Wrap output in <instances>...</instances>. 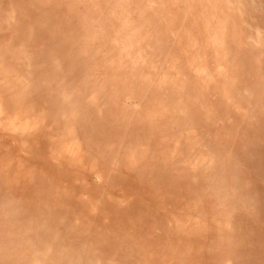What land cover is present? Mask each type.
<instances>
[{
  "label": "rangeland",
  "instance_id": "obj_1",
  "mask_svg": "<svg viewBox=\"0 0 264 264\" xmlns=\"http://www.w3.org/2000/svg\"><path fill=\"white\" fill-rule=\"evenodd\" d=\"M174 1L0 0V159L3 158V176L6 174L5 179L0 178V264H264V139L254 141L258 155L263 152L256 156L250 147V131L256 132L258 124L251 122L241 102L237 106L232 89H227L226 103L235 111L227 116V122L234 125L237 141H221L213 146L207 142L206 134L204 138L199 135L202 130L194 127V122L186 128L164 124L167 128L164 150L172 154L176 162L163 154H153V159L161 162L162 172L167 179L173 180V185L161 184L159 176H151L150 172L147 176L146 171L142 172L140 181L128 185L123 177L127 173L122 167L121 156L108 159L102 156V161L106 159L105 165L117 169L107 175L104 165L96 161L95 155H99L101 149L95 151L86 144L95 129L78 132L83 139L74 137V128L78 126L72 124L83 123L82 120L77 122V118L86 116L81 109L82 112L73 107L71 94L79 96L84 89L79 87L85 86L76 87L77 77L72 80V68L63 70L61 60L57 59L54 66L53 59L59 55L58 48L65 40L75 46L74 52L87 63H84V71L89 70L90 80L98 84L95 88L87 75L80 76L89 81L88 92L80 95V99L89 104L92 112L105 115L106 120H111L109 117L113 113H110L111 106L106 109L105 103H109V87L105 83L108 79L113 80L109 86L119 89L123 88L121 80L151 81V88L137 84L143 96H139L137 90L125 89L118 97L117 104L129 112L128 126L135 124L136 118L145 112L142 99L146 102L150 90L161 85L160 80H168L178 94L182 91L192 93L198 87L208 92V88L203 90L202 84L213 85L219 76L224 77L228 72L230 61H216L214 65L211 58L205 70L209 71L208 65L211 69L206 72L203 66H192L187 58L192 49L188 48V43L195 40L188 22V17L197 15L195 5L198 1L195 0H185L181 9L180 6L177 9L184 19L176 15L164 40L154 48L149 46V42L154 43L147 35L150 31L145 29L151 22L149 17L152 14L155 18L160 16L159 8L172 16L177 4L172 8L168 6ZM245 1L248 5L251 2L256 15L264 20V0ZM209 6L217 9L215 2H210ZM184 35H187V45L175 52ZM215 46L222 49L220 43ZM205 57L210 58L209 55ZM260 61L264 69V60ZM58 73L69 74L71 84ZM46 75L52 81H48ZM235 83L240 85L238 80ZM72 84L75 87H68ZM48 85H53L52 91L45 88ZM159 91L168 92L163 88ZM213 95V99L219 96L218 93ZM261 96L264 99V89ZM206 98L208 100L209 96L203 93L196 101L205 102ZM153 100L163 102L162 97ZM167 101L173 108L171 101ZM16 103L21 104L22 109H16ZM164 112L168 116L171 110ZM211 112L213 117H218L212 120L215 132H208L212 138L234 137L222 133L224 129L219 126L224 121L219 118L220 112ZM263 112L264 105L259 113L264 116ZM70 115L74 116L70 124L72 133L68 132L69 137L59 135L67 133L64 121ZM238 116L242 119H237ZM158 117V113L151 112V124H154L151 129L159 131ZM99 126L104 127L102 123ZM151 129L145 126L127 132L125 127L123 132L148 136L149 142L140 146L147 148L150 143L156 147L155 133ZM261 135L264 138V131ZM61 138L65 145L56 146ZM113 138L109 135L106 140L109 143ZM161 139L158 136V143ZM194 139L199 143L195 146L205 154L201 158L208 162L209 173L207 169L205 174L196 171L195 163L200 162V158L194 159L191 153H186H194L190 149L195 144ZM47 141L50 146H44ZM111 148L114 145L107 151ZM248 150L250 153L244 160ZM152 151L155 153L159 149L156 147ZM254 156L259 165V170L255 171L251 167ZM89 158L95 162H87ZM35 159L40 163L38 168L32 163ZM98 165L103 168L98 169ZM232 167L234 170H230ZM30 170L44 174L52 187L43 188L41 192L30 189ZM212 172L215 188L221 192L204 185ZM63 174L66 177L60 183L58 179ZM203 177L204 181L199 179ZM231 180L235 186L230 184ZM197 185L201 190L195 188ZM108 187L114 189L115 195L108 194L111 190ZM137 190H144L140 196L146 206L157 203L156 214L137 210ZM208 193H211L209 197ZM183 209L186 213L181 212Z\"/></svg>",
  "mask_w": 264,
  "mask_h": 264
},
{
  "label": "bare ground",
  "instance_id": "obj_2",
  "mask_svg": "<svg viewBox=\"0 0 264 264\" xmlns=\"http://www.w3.org/2000/svg\"><path fill=\"white\" fill-rule=\"evenodd\" d=\"M195 1H198L197 5H195L197 7V11L195 14L197 15L188 17L189 30H191V35L194 36L195 40L189 44L187 42V35L182 36V40L180 41V46L177 48L175 52H177L179 49L183 50V48H185V46L188 43V48H192V49H190L191 54L190 56H187V58H190L189 62L190 64H192V66L196 68H200L201 66H203L204 71H206L207 70V69L205 70V68H207L206 65L209 64L208 62L211 58H212L214 65L216 61L217 62L219 61L220 63H226L230 61L231 65L229 66L228 72L225 74L224 77L219 76V79L216 80L215 84L213 85L207 86V84L199 83L203 85V90L204 88L205 89L208 88L209 91L208 92L202 91V88L198 87L192 91L193 95L191 92L182 93L183 91L178 94V91L176 90V88H174L173 85H170L169 81L166 78L161 76V79H166L167 81L156 80L157 82L159 81L161 85L156 86L155 87L156 89L150 90V93H149L150 95L148 94L146 102H143L144 100L141 97L142 104H143L142 107L145 112L141 114L142 116L139 115V117L136 118L137 120L133 122L135 124L131 126H128V123L130 120L129 112L125 111L122 105L120 106L119 103L117 104L118 97L122 94V92H124L125 89L133 90V92L137 90L136 93L139 96H143L144 92L141 89H139L137 84L142 85L144 88H146V86H150L151 88V84H150L151 81H147L146 79L136 80L135 82L130 79H129L130 82L121 80L122 82L120 84L123 86V88L119 89V88H116L115 86L114 87L109 86L111 83H113V80L108 79L107 82L105 83H106V86L108 84V87H109V91H108L109 94L107 98L109 103L108 102H105V103L107 105L106 109H108L111 106L110 113L111 112L113 113L111 117H109V119L111 118V120H106L105 115L99 114L98 112H95V111L92 112L91 108H89V104L86 103L84 100L80 99L81 97L80 95H85L88 92L87 84L89 81H91L90 80L91 73L89 70L84 71L85 64L87 65V63L83 62L81 59V56L79 54L77 55L74 52L72 48H75V46H73L72 44L70 45L69 43H66V40H65L63 43L60 44L58 48V52L60 51L63 53L60 54L59 52V55L53 59L54 66L56 65L57 59H58V60H61L62 61L61 64L64 65L63 70L68 69V67L72 68V80L73 79L75 80L77 77L76 87L79 84L80 86H83V85L85 86V87H79L82 89L84 88L82 91H80L81 93L79 94V96H78V93L71 94V97H72L71 100H73L74 102L73 107H75V109H78L79 111L81 109L83 112L82 111L80 112H82L83 115L86 116V117H82V119H79L77 118V115H75V117L78 120L77 122H80L81 120L84 122L75 125L73 123L74 116L70 115L68 120L66 119L64 121V124H65L64 130L66 129L67 133H64L62 131L63 134L59 133V135L69 137L68 132L70 131L72 133V129H73L70 126V124L72 123L74 127L78 126L74 128V130L76 131L74 137L78 139H83V137L78 132H82L85 130L86 131L92 130L94 128L96 132L92 136H94L95 139L92 138V136L91 138L88 137L86 141L87 146H89L92 149H95V151H98V149H101V152L98 153L99 155H95L97 156L96 161L98 162V164L102 163V165H104L105 167L104 172L107 175L111 170L112 172H114L117 169L113 168V166L110 164L108 166L105 165L106 163L105 160L108 159L109 157L115 158L116 156H121L122 161H124L122 164V167L125 169L127 173V175H123V177L125 178V181L128 185L130 184L132 185L135 182L140 181L141 174L144 171L148 173V174H145L147 176H150L149 172L151 176H159L160 183L163 185H165L166 183H170L171 185H173V180L170 178L167 179L165 177L166 175L164 174V172H162L163 166L161 162L155 161L153 159V154L154 155L163 154V155H169L171 159L175 161V159L172 157V154L170 155L166 153V151L164 150V138L166 137V131H167V128L165 129L164 124H168V125L176 124V125H179V126L181 125L182 127L186 128V125H189L190 122H194V124H196V126L194 127H196L198 130H202L200 131L201 133L199 135L204 138L206 134L207 142L211 143V145L213 146L214 145L217 146V143H221V141L227 142V141H232V139H235L237 141L239 138L234 132V125H231L230 123L227 122V116L228 115L232 116V113L235 111V110L231 111V108L227 107V103H226L227 89L228 90L232 89V92H234V98L238 100L237 106H239L241 102L242 106L248 110L249 118L252 120L251 122H256V124H258L256 132H258L259 134H257L254 130L250 131L252 134V140H250L251 142L250 147L253 150L254 154H256V156L258 155L259 151L257 152L256 147L254 145V141H260L264 139L261 135L264 131V116H262L259 113L260 109L264 105V99L261 96L262 91L264 89L263 88L264 80L262 79V77L264 76V69L261 67V61H260V59L264 60V57H262V55L264 54V45H263L264 44V30L262 27L263 25L262 21L264 20L262 19L261 16L258 17L256 15L257 12L254 11L253 4L250 2L248 5L245 0H195ZM210 2L212 3L215 2L217 4V9L209 6ZM182 3L184 4L185 0L184 1L175 0L174 3H172L170 7L168 6V8H172L174 4H177V8L174 10L172 16H167V14H165L167 12L165 11L164 13V10H163L164 8H159L157 11L160 12L161 14L160 16H156L155 18V15L152 14V16L149 17L151 22L149 25H146L145 29L147 31H150V33L147 32V35L148 34L150 35L149 40L154 41V43H151L148 41L150 43L149 44L150 47L154 48L155 45H157V43L164 40V37L168 35V32H170L169 29L171 26L169 25H171V20H173L176 17V15H179L178 19H181V20L184 19L183 18L184 16L182 17V14H179L180 12L177 10L179 6L181 9ZM198 9H200V11H198ZM219 13L221 14L218 16ZM140 39L142 41V38ZM219 43L222 49L218 48V46H215V45H219ZM213 45L215 47H213ZM225 51H227L226 52L227 54H224ZM205 55L206 56L209 55L210 58L208 57L206 58ZM192 58L193 60L191 61ZM198 58H200V60ZM231 61L233 63H231ZM51 64L53 63L50 62V65ZM186 64L189 65L188 63ZM208 66H209L208 70L210 71L211 69L210 65ZM63 70L59 69V72ZM69 71H71V69H69ZM209 71H206V72H209ZM59 74L62 75L63 73H58V76L60 77ZM82 75H87L89 78V81H87L88 78L87 79L80 78V76ZM208 75H210V73H208L207 76ZM170 76H168V78H170ZM62 77L66 78V80H69L70 82L69 84H71L72 80L69 74H65L64 76L62 75ZM46 79L48 81H52V79H48V77ZM124 80H126V78ZM237 80L240 82V85H237L235 83V81ZM91 82H93L92 85L95 88H98L97 81H91ZM128 84H132V86ZM64 85L67 87V84H64ZM72 86L75 87L74 84L68 85V87L70 88H72ZM188 86L189 85L185 87L187 91H188V88H187ZM235 86H237V88H235ZM52 87L53 85L45 86V88H47L48 91L50 90L52 91ZM157 87H159L158 90H157ZM162 88L163 90L166 89L168 92H164V93L160 92L159 90ZM219 90L223 91V93L221 94ZM203 93H206V95L209 96L210 100L209 99L207 100L206 98L205 102L196 101L198 96L203 95ZM213 93L214 95L215 93H218L219 96L213 99L212 98ZM17 97L22 99L20 95H17ZM155 97L157 98L162 97L163 102L153 100ZM167 100L171 101V105L173 108H171L168 105ZM190 104H191V108L188 109V106ZM15 107L16 109H22L21 104L17 105L16 103ZM165 110L166 111L171 110L168 116L164 112ZM210 110H212L213 112V113L211 112L212 114H214L216 110L220 112L219 118L224 121V124L222 126H219L220 129L222 128L224 129V130L222 129L223 130L222 133H226L225 136L229 134V135L234 136L235 138L234 137L230 138V136L228 138H225L224 140H221L222 139L221 137L217 139L212 138V134H209L208 132H212V133L215 132L214 130L215 128H213V125H212V120L218 117H215V116L213 117L209 113ZM152 111H155L156 113L159 114V117L157 118V120H160L159 125L161 126L159 131L158 129H151V126L154 125L153 123L151 124L152 122L151 112ZM263 115H264V112H263ZM237 119H242V117L238 116ZM104 120H106L107 122H104ZM137 121L138 122L141 121V122L136 123ZM101 123L103 124L104 127L99 126ZM145 126L153 130L155 133V136H154L155 144L154 145L157 147V149H159V151L155 153H153L152 149L153 148L156 149V147H152L150 143L148 145L150 147H147V148H143L140 146V145H143L144 143L149 142L148 136L146 137L133 136V134L128 135L126 132H123L125 127H127V130L125 131L135 132L139 127L144 128ZM225 130H229L230 132L228 133ZM109 135H112L114 138L110 140L108 143L106 139L108 138ZM125 135H127V137ZM158 136L162 138L161 141H159V143L157 140ZM125 137H126V142H123V139ZM174 137L175 136H173V138ZM62 139L63 138L59 140V143H57L56 146L58 144L65 145ZM195 139L193 141L195 144H193V147H190L191 150H194V153L189 152V151L186 153L187 154L191 153L190 157H194V159L200 158V162L198 161L197 163H195L196 171L200 170L199 172H202L205 174V171L207 169V173H209V168L207 167L208 162L207 161L203 162L201 158L202 155H205V154H201V151L198 150L199 143H197V140ZM49 143L50 141L44 142V146H50ZM196 143L198 146H195ZM162 144H163V147L161 146ZM110 145H114V148H111L110 150L107 151V148ZM262 148L264 149V147ZM197 151H200V152H197ZM247 153H250L249 150L248 152L244 153V156H243L244 160L246 159ZM262 154L263 152L260 151L259 155H262ZM102 156L106 158L104 159V161L101 160L103 158ZM203 157H206V156H203ZM2 159L3 158L0 159V178L5 179L6 174L3 176V171L5 170H4ZM137 159H139V161H136ZM36 160L37 159H35L34 162L32 163L34 164L36 168H38L40 167L39 165L40 163L39 161H36ZM83 162H85V159H83ZM87 162L94 163L95 161L94 159L89 158ZM251 162L253 163V165L251 166L253 170L254 171L259 170V165L256 163L255 156L253 159H251ZM101 168H103V166L99 167L98 165V169H101ZM230 170H234L233 167ZM30 171H32L31 173L32 180L29 183V185L31 186L30 189H33V191L37 190L38 192H41L43 188L52 187L51 185L52 183H50L49 180L45 178L44 174H41L39 171H37L36 173H33V170H30ZM195 173H198V172H195ZM64 177H66L65 174H63L62 177H59L58 182L59 180H60V183L64 181L65 180ZM142 177L144 178L143 175ZM214 178L215 176L213 172L211 173L210 177L208 174V178H206V183L204 185L206 186L210 185L212 188V189L210 188L211 190H216L217 192H221L218 190V188H215L216 183H215ZM251 178L257 179V177H252V175H251ZM199 179L204 181V177L199 178ZM208 179H209V182H207ZM263 179H264V176H263ZM25 184H27V181ZM230 184L232 186H235V183L233 180L230 181ZM199 186L200 185H197L195 187L197 188L198 191L201 190V189H198ZM108 189H111L108 191V194L115 195V191L113 188L108 187ZM0 190H1V186H0ZM132 191L134 193V190ZM141 191L137 190L135 192L137 195H139L138 196L139 205H137V210L146 211L149 215L156 214L154 211V208L156 207L157 203L151 202L150 206H146L145 204H143L141 201V196H140ZM65 192L67 193V191ZM71 192L72 191H70L69 193ZM142 193L143 194L145 193L144 190L142 191ZM60 194L62 196L64 195L62 191L60 192ZM51 195H54V193H52ZM210 195L211 193H208L207 197H209ZM251 199L253 201L255 200V198L253 197H251ZM169 204H172L171 200ZM169 204L168 203L165 204L166 208L168 207L167 205ZM129 210L130 209H128L127 211ZM182 211H184V209L181 210V212ZM184 213L186 212L184 211ZM165 218L167 217L165 216ZM146 223H148V220Z\"/></svg>",
  "mask_w": 264,
  "mask_h": 264
}]
</instances>
